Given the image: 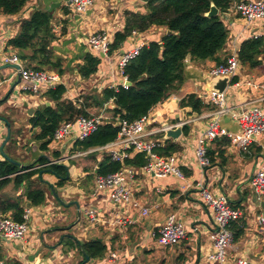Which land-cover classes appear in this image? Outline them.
Listing matches in <instances>:
<instances>
[{
	"label": "crops",
	"instance_id": "0c3cea01",
	"mask_svg": "<svg viewBox=\"0 0 264 264\" xmlns=\"http://www.w3.org/2000/svg\"><path fill=\"white\" fill-rule=\"evenodd\" d=\"M141 6L144 10L146 4L142 3ZM138 9L134 10L126 0H97L90 10L81 14L72 9L69 0H30L19 13L0 15V113H5L2 119L9 123L11 134V141L6 143L3 151L11 156L12 151L8 146L12 142L17 147L18 156L11 157L24 167L34 163L39 156H46L50 160H59L68 168V181L62 187L53 188L56 196L49 188L44 203L31 210L29 219L32 230L27 231L24 239L0 238L3 252L1 264H104L111 253H116L118 260L125 264H210L207 255L211 249L209 233L212 229V211L202 200L199 190L195 189L196 184H201L213 196H226L234 208L242 210L243 236L234 242L228 257H243L248 261V257L252 256L256 259L252 264H264V227L255 221L257 216H264L261 206L264 198L257 202L249 185L252 175L264 169V133L256 138L247 153L237 150L227 137H218L207 146L212 162L202 171L195 158V147L206 129L212 110L206 109L196 114L190 108L179 107V101L189 94H195L206 103L210 91L208 82L211 80L208 71L215 62H188L180 90L150 110L148 130L161 129L163 123L174 127L177 118L189 129L187 134L182 129L177 141L169 140L179 147L170 158L183 172V181L173 176L151 179L138 172L129 183L140 206L148 209L147 215L143 216L140 210L128 207L116 208L109 192H95L96 170L103 158L102 152L95 151L97 148L83 149L77 140L70 139L55 149L48 146L45 153L40 151L41 143L35 139L39 131L29 125L28 120L33 114L28 115V110L32 109L34 113L38 107L47 104L54 107L55 103L47 97V92L52 88L42 86L37 94L22 92L23 84L16 67L2 63L4 56H17V51L7 44L17 35L21 22L35 10L52 15L56 35L52 48L69 71L63 76L59 75L60 85L65 88L62 98L80 104L86 98L101 99L106 88L122 86L124 81L118 69L121 57L148 42L158 41L165 33L162 28H151L142 33L133 31L135 34L132 32L121 49L111 54L90 48L87 42L89 35L94 31H104L113 41L114 35L124 29L125 12L138 13ZM222 20L228 31V41L219 54L221 60L226 59L234 49L239 51L241 44L254 36L264 42V20L247 26L231 8L222 16ZM86 54L97 57L100 63L96 73L82 79L77 67L83 63ZM257 61L260 65L255 69L239 63L235 81L233 79L224 92L228 108L239 112L256 107L264 112V102L257 101L263 94L256 87L264 82V50ZM6 101L16 109V113L5 111ZM89 104H93V101ZM110 107H113L111 101L101 108L85 105L90 115L96 113L98 115L94 117L103 116V123L112 120V115L107 112ZM222 125L230 132L240 129L237 122L228 118L222 119ZM2 133L0 146L6 136H1ZM149 138L160 144L165 141L163 133ZM55 152L60 154L59 159L52 156ZM3 160L0 152V161ZM40 178L51 186L57 182L53 175L47 173L40 175ZM23 191L24 186L15 188L10 183L2 193L16 197ZM88 212H93V218L88 217ZM170 214H174L183 225L186 238L175 246L162 247L156 243L157 231ZM238 223L241 224L240 221ZM92 240L101 241L106 251L102 258H88L86 262L82 246ZM248 264L251 263L248 261Z\"/></svg>",
	"mask_w": 264,
	"mask_h": 264
},
{
	"label": "trees",
	"instance_id": "16d2710c",
	"mask_svg": "<svg viewBox=\"0 0 264 264\" xmlns=\"http://www.w3.org/2000/svg\"><path fill=\"white\" fill-rule=\"evenodd\" d=\"M30 0H0V15H15L22 11ZM240 0H150L146 4V13L125 12V26L122 32L114 35L109 46V54L121 49L132 32L142 33L151 28L164 29L165 33L158 41H151L141 47L137 55L123 69V76L130 82L127 89L119 86L116 89L106 88L101 99L86 98L80 104L65 100L62 96L65 88L58 85L47 92L48 100L55 103L54 107L42 105L29 118L32 129H38L35 139L41 143L40 151H48V145L54 131L66 122H72L79 117H90L85 105L101 108L112 102L113 107L107 109L112 115L111 121L101 124L97 131L77 144L83 149L98 148L113 142L119 128L115 119L133 122L145 116L153 107L162 103L177 93L185 81V68L188 62L221 64L219 54L224 50L228 41L222 16ZM213 4L220 15L206 17L210 5ZM168 31V33H167ZM56 35L52 27L50 13L35 10L28 19L21 22L17 35L8 41V46L17 51V57L27 67L34 70L55 71L63 76L68 70L64 61L54 54L52 44ZM264 50L262 39H250L241 44L238 60L242 65L255 69L260 65L257 58ZM190 56L189 61L186 57ZM100 61L97 57L86 54L83 63L78 65L77 73L82 79H87L98 69ZM235 81V79L233 80ZM93 101V104H89ZM1 104V101H0ZM179 107L190 108L192 113L201 114L204 110H213L212 106L204 103L195 94L184 96L179 101ZM9 124V123H8ZM183 133H188V127L183 126ZM11 141V134L10 139ZM229 142H227L228 144ZM179 147L165 140L155 153L161 157H170ZM6 158L0 161V213L9 214L16 222H22L24 206L36 207L44 203L46 191L50 187H62L68 181V168L58 162L44 167L50 162L46 156H39L31 165L20 168L8 159L17 162L3 151ZM209 156V153L207 152ZM52 156L59 159L60 154ZM212 162V160L210 159ZM147 164L143 154H136L124 164L111 161L103 154L96 170L97 175H107L119 171L123 165L139 169ZM37 166L39 168L33 169ZM44 173L53 175L57 182L49 185L40 178ZM12 183L15 188L24 186L23 194L9 197L2 193L3 189ZM239 222V221H238ZM231 224L234 242L243 236L244 223ZM82 250L90 259H100L106 251L105 245L99 240H92L82 246ZM3 252L0 247V262Z\"/></svg>",
	"mask_w": 264,
	"mask_h": 264
},
{
	"label": "built area",
	"instance_id": "2783aa9c",
	"mask_svg": "<svg viewBox=\"0 0 264 264\" xmlns=\"http://www.w3.org/2000/svg\"><path fill=\"white\" fill-rule=\"evenodd\" d=\"M72 9L81 14L90 10L97 0H69ZM233 13L239 16L248 26L251 23L264 20V0H240L231 7ZM135 34V32H133ZM254 36L253 39H257ZM88 45L93 50H98L107 54L112 39L104 31H94L88 36ZM140 48H135L125 53L118 62V69L123 78L121 87L127 89V79L123 76V69L126 64L132 60ZM3 64L17 67L16 73L23 84L22 92L37 94L42 86L48 88L56 87L61 84V77L48 70H34L27 67L16 56H4ZM238 51L233 50L230 55L219 65L212 66L209 71L211 79L216 77H227L230 81L236 77L239 70ZM6 82V81H3ZM230 85V84H229ZM248 85L255 86L252 83ZM261 90L263 96L257 101L264 102V82L256 86ZM206 103L212 106L206 129L196 142L195 158L202 171L211 165L207 155V146L218 137H227L230 144L242 153H247L250 146L256 138L264 133V112L259 108L253 107L236 112L228 108L225 102V93L208 91ZM228 118L237 122L239 131L230 132L222 125V119ZM150 120V111L140 119L128 122L117 119L115 125L119 128L115 140L105 146L98 147L95 151L102 152L110 157L111 161L124 164L136 154H143L147 159V164L136 169L123 165L122 168L114 173L107 175H96L94 180V190L106 191L110 194V199L116 208H125L140 210L143 216L148 214V209L142 208L138 200L134 197L129 186L130 181L134 180L136 175L141 174L147 178H165L173 176L179 180H184L183 172L174 164L170 157H161L155 153V149L161 144L157 140H151L149 137L154 134L163 133L166 128L157 130H148ZM103 124V116L98 117H79L72 122H66L57 128L51 138V143L63 144L70 139L83 141L91 134L97 131ZM5 126L0 119V133ZM50 143V144H51ZM91 152V151H89ZM88 153V152H87ZM59 160H50L41 167L58 163ZM37 166L33 169L39 168ZM249 185L254 193L257 202L264 198V169L257 170L250 178ZM186 188V186H182ZM212 211V229L209 233L211 243L210 252L207 255V261L210 264H248L243 257L230 259L228 251L234 244L231 224L242 219V210L234 208L228 198L224 195L213 196L201 184H196L195 189ZM89 218H93V212L87 213ZM30 208H24L22 222L14 221L10 215L0 213V238L7 240H23L28 231L27 222L29 221ZM255 221L264 227V216H257ZM121 224V220H118ZM125 223V222H124ZM186 238V232L183 225L176 219L174 214H170L164 225L157 231L156 243L162 247H172ZM1 264V263H0ZM104 264H125L118 260L116 253H111Z\"/></svg>",
	"mask_w": 264,
	"mask_h": 264
},
{
	"label": "water",
	"instance_id": "95a60500",
	"mask_svg": "<svg viewBox=\"0 0 264 264\" xmlns=\"http://www.w3.org/2000/svg\"><path fill=\"white\" fill-rule=\"evenodd\" d=\"M139 1L142 2L143 4H147L150 0H139ZM218 14H219L218 9L213 4H211L210 5V9L205 14V16L210 18V17L218 16ZM167 33H168V31H167ZM189 59H190V56H187L186 60L189 61ZM16 69H18V68L16 67ZM127 84L130 85V82H127ZM229 84H230V81H229V79L227 77H216V78L211 79L208 82V90L214 91V92H217V93H224L225 90L227 89V87L229 86ZM25 106H26V104H25ZM32 114H33V110L29 109L28 110V115L31 116ZM0 119L3 121V123L6 126L5 127L6 128V136H5V139H4V141L2 142V144L0 146V152H1L2 156H3V158H6V156L3 153V147L6 145V143L10 139V128H9L8 122H6L5 119H2V118H0ZM176 122H177V124L174 127H170L168 125V123H163L162 124V128H166L164 130V132H163V139L164 140H172L173 142H175L182 135V126H183L182 120L180 118H177ZM8 160L10 162H12L13 164L18 165L20 168L24 167L21 164L13 161L11 159H8ZM50 189H51V193L55 194L53 188L50 187ZM55 196H56V194H55ZM61 204H63V203L61 202ZM263 205L264 204H261V206L264 208ZM85 261L86 262L88 261V257L87 256H85Z\"/></svg>",
	"mask_w": 264,
	"mask_h": 264
},
{
	"label": "rangeland",
	"instance_id": "374dc122",
	"mask_svg": "<svg viewBox=\"0 0 264 264\" xmlns=\"http://www.w3.org/2000/svg\"><path fill=\"white\" fill-rule=\"evenodd\" d=\"M127 1V3H129L132 7H133V9L135 10L136 8H139L138 9V11H140V12H138V13H146V11H147V9H146V7H144V10H143V7L141 6L142 5V3H140L138 0H126ZM71 80V79H70ZM5 87H6V85H5ZM5 111L6 112H8V113H16V109H14V108H12L11 106H10V103H8L7 101L5 102ZM92 114V113H91ZM95 115H98V114H96V113H93L90 117H94ZM0 116H1V118H4L6 115H5V113H0ZM97 117V116H96ZM104 121V120H103ZM2 134H1V136H5L6 134H5V126L2 128ZM5 139V138H4ZM24 145H26V144H24ZM60 144H55V143H51V144H49L48 146H50V147H53L54 149L55 148H57L58 146H59ZM8 147H10V149H11V151H12V154H11V156L12 157H16L17 158V156H18V154H17V147H15V145L12 143V142H10V146H8ZM19 149H22L21 147H18ZM37 207V206H36ZM36 207H31V206H27V208H30V212H31V210H34V208H36ZM64 209V208H63ZM27 225H28V230L29 231H31L32 230V225H31V222H30V219H29V221L27 222ZM248 261L252 264L253 262L255 263L256 262V259L255 258H252V256H249L248 257Z\"/></svg>",
	"mask_w": 264,
	"mask_h": 264
}]
</instances>
